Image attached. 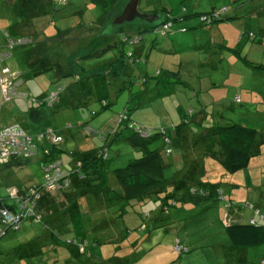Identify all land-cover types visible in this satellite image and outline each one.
Here are the masks:
<instances>
[{"label": "rangeland", "instance_id": "1", "mask_svg": "<svg viewBox=\"0 0 264 264\" xmlns=\"http://www.w3.org/2000/svg\"><path fill=\"white\" fill-rule=\"evenodd\" d=\"M26 1L28 3L25 5L22 0H0V42L2 39L5 40L3 31L8 30L12 33L17 24L22 25L23 31L31 30L26 27L25 7L32 14L48 12V0H36L35 5L32 4V0ZM126 1L115 0L111 8L107 0H67V3L62 5L58 4L57 0H52V11L44 18L46 22L39 27V31L31 30L38 35V40L39 36H43L52 42L46 47H41L38 43L12 50L14 64L10 62L11 57L8 63L12 69L21 71L20 76L23 87L28 92V98H14L8 101H2L0 98V128L17 122L39 137L47 129L59 132L62 142L58 143L57 148H60L63 152L62 157L65 158L67 156L65 152H78L83 147L89 148L91 152L102 148L105 145L104 140L97 135H85L81 129H85L84 124H88L96 131L105 133L112 127H96V122L102 119L105 112L114 118L119 108L123 111L127 102L130 116L137 123L144 124L143 126L151 132L170 129L183 119L188 122L185 126L196 136L200 128L206 129L225 122L241 123L258 131L256 135L258 152L252 156L250 167L232 176L236 182L235 190L244 197V200L238 201L239 203L231 200L227 208H232L235 203L249 208V203L253 205L254 210L258 208L264 214V69L256 68L254 65L264 64V48H260L257 42L262 38L264 40V26L259 28L260 25L256 23L257 17L252 14V11L259 8L258 6L252 10L256 2L260 1L261 10L264 8V0H140L138 6L140 11L164 10L167 11V16L152 12L153 14L149 15H154V18L150 22L137 18L131 22L114 23L113 20L120 14ZM211 9H221V17L234 13L241 16L199 27H195L194 23L192 25V20L200 21V16L196 13ZM105 12L108 14L103 24L101 23L102 27L99 29L101 24L98 28L92 25L104 19ZM184 16L188 19L185 20ZM172 17H176V21L169 32L164 34L160 31L142 32L139 44L122 42L120 45L122 34H133L139 27L143 28L146 24L159 25ZM258 19L264 24L263 11ZM33 25L35 24L31 23L29 27ZM63 32L64 34H60ZM113 32L115 33L112 34ZM78 47H84L83 50H86L80 52L82 50ZM39 56L41 61L51 62L50 65L65 63L66 60L72 65V57H77V64L73 66L74 72L79 74L75 76L78 79L75 81L77 87L71 85L72 71L68 73L69 75L64 73L59 75L56 65V67L38 66L39 63L30 65V62ZM106 62H110L116 70L115 86L108 84L105 74H101L103 67L100 65ZM90 68L92 71H89ZM174 71L177 77L173 74L168 76L167 72ZM60 72L67 71L63 69ZM208 82L212 84L208 86ZM58 85L64 89L59 92L58 100L53 104L36 106L32 102L45 98L46 94L56 89ZM104 89L107 92L111 90V95L113 91L115 94L114 99L106 98L110 103L107 109L102 110L99 98L106 95ZM247 89L254 92H246ZM255 92L257 95L254 96ZM246 94L253 95L255 100H246ZM235 96H241V102L235 100ZM88 98L91 101H88ZM27 103H33V106L27 108L25 107ZM76 103H83V106H75ZM197 119H201L200 125H197L199 122V120L196 122ZM207 130H204V134L201 132L198 135L199 142H205L202 139L206 136ZM128 134H131V130L125 128L115 138L107 139L104 159L108 170L122 168L129 160L139 156L140 152L126 138ZM187 134L185 142L195 144L191 139L193 135L190 132ZM214 139L209 140L214 142ZM91 143L93 146H88ZM161 143L159 140L157 147L161 146ZM217 147L219 149V146ZM205 149L210 151L207 145ZM218 149L215 151L218 152ZM194 150L195 153H191V157L194 155L199 157V153L196 152L201 150L195 145ZM181 151L182 148L175 147L173 154L166 159L171 161L176 159V154ZM16 160L27 162L0 166L1 197L6 195L8 186L29 188L43 183L38 157ZM213 164L212 161L211 165ZM175 169L176 167L172 165L166 167L163 170L164 177L166 179L169 176L173 177ZM223 182L229 184L228 180ZM222 189L225 190V186ZM208 202L211 201L184 203L195 207L207 205L217 207L216 204ZM178 204H181V201ZM152 205L153 201H149L136 205L133 209L145 212ZM169 207L175 208L176 205ZM67 208L62 215L54 208L52 213L43 208L44 216L39 223L25 222L19 230L8 231L0 238V263L41 264L45 260L44 256L57 253L58 262L62 260V255H72L62 261V264H83L85 260L83 256L70 252L75 250L74 245L70 243L74 239H77V243L81 240L86 241L91 261L95 264H176L177 261L180 263L177 256L179 252L174 249L176 225L171 223L170 218L158 222L156 229L142 231L138 228L141 219L131 208L126 207V213L121 220H117L119 228L116 234L103 245L105 256L101 258L106 257L107 260H101L100 263L96 259L98 255L93 251L92 238L105 237V234L109 233V227L95 229L94 224L98 220L102 221L104 217L106 219L102 223L110 222L111 217L108 220V213L102 214V209L89 212L81 208L75 211L72 209L71 212V209ZM109 208L117 209L116 206ZM212 220L214 223L219 221L216 215L212 219V215L209 214H198L197 217L194 214L187 222L192 240L209 232L208 224L212 223ZM121 223L126 224L128 231L123 229L124 226H119ZM144 234L152 235L151 242L143 238L146 237ZM181 235L185 238L184 231ZM135 241L136 247L132 246ZM196 248L201 249V245L197 244ZM35 249L36 254L26 257ZM110 251L112 253H109ZM246 264H261L257 251L252 252L251 262Z\"/></svg>", "mask_w": 264, "mask_h": 264}, {"label": "trees", "instance_id": "2", "mask_svg": "<svg viewBox=\"0 0 264 264\" xmlns=\"http://www.w3.org/2000/svg\"><path fill=\"white\" fill-rule=\"evenodd\" d=\"M107 1L110 2L109 7L112 8L115 0ZM196 15L200 16L199 25H209L219 20L228 19L226 16H220L221 9H211L207 12H199ZM175 21L176 17H172L171 19L166 20L159 25L146 24L145 27H139L135 33L130 34L129 36H137L140 37L141 40L142 32L155 31L159 33V31L161 32V25L163 23H170V26L163 33L161 32L164 34L170 31L173 22ZM140 40L137 44L140 43ZM122 42L124 41H120V45ZM257 42L260 44V47L264 48V40H258ZM126 43L130 42L127 41ZM254 65L256 68L264 69V64L262 63H255ZM167 74L168 76L173 74V76L177 77L176 71L167 72ZM61 88L64 89L62 86ZM102 101L103 99H100L102 108L106 107L107 104H102ZM75 106H83V103H76ZM122 113L124 114V119L119 120V117ZM185 120L186 119H183L181 123L178 125L175 124L174 126L170 127V129H158L154 130V132H151L150 129L138 124L130 116L128 105H126L123 108V111H121L116 117L114 126L105 133L101 132L102 137L99 138L102 139V141H105V145L97 150V152L95 151L89 157H83L77 152H72L70 155L71 158L66 161L61 157L63 152L60 150V148H57L58 144L51 146V150L46 154L45 148L47 145L39 143L37 156H33L32 158L38 157L39 164L50 159H60L64 167L70 169L71 171L69 186L65 187L62 183L60 187L51 191L44 188L41 189L39 197L35 200V207L33 209L34 214L39 217L37 220L34 216L22 218L19 221L18 227L15 228L12 224L4 222L0 218V238L10 230H19L25 222L39 223L44 216L42 213L43 208H45L47 211H50V213H52V208H54L60 212V215H62L64 211L66 212L65 209L68 206L69 208H67V210L71 209V212H73V210L75 211L76 209L80 210L81 207L78 204V199L83 194L82 192L91 196L93 201L98 203V207H100L99 209L108 210L110 206H116L117 208L111 214H107V211H105L109 217L108 219L111 217L110 222L102 223V221H105L106 219V217H104L102 221L98 220L101 222L96 225L95 229H103L105 227L107 228L108 226H114L115 224L118 226L117 224L119 222L117 220L122 218L123 214L126 213V207L131 208L132 211L138 215V217L141 219V224L138 228L144 229L146 219L149 217V211L139 212L133 208L136 205L145 204L149 201H159L160 207L163 208V211L165 210V212L167 211L168 206L176 205L175 203L179 201L200 203L205 202V199H213L218 203H222L223 206L227 208V205L231 200L225 195V193L220 191V189L219 191L217 190L219 187H222L220 186V182L211 183L209 181H198L191 186L176 188V184L168 183V180L163 175V170L166 167L171 166L170 160L166 158L173 154L175 147L180 148V144L185 142L186 135H188L187 133L189 130H191L185 126V124L188 123ZM85 125V129H82L83 133L89 136L95 135L86 132V128H89L92 131L95 129L88 124ZM197 125H200V123H197ZM125 128L131 130V134H128L126 138L128 139L129 143L140 152V154L138 157L129 160L126 166L108 170L104 159L106 146L108 143L107 139L109 137L115 138ZM204 129L205 128L202 130ZM205 130H207L206 136H204V139H202L205 142H199V134L197 136L194 134V145L203 144L204 146L207 145L208 147L212 142L209 139L215 138V143H213L219 146L218 152L215 150L213 151L212 149L207 151L206 155L204 156L205 158L210 157L217 162L219 161L222 169L229 174L250 167V160L252 156L258 152L256 138L258 131L255 128L241 123L225 122L215 124L212 127L206 128ZM143 132L147 133V135L142 136L141 133ZM56 133L58 135L60 134L59 132ZM159 140H161L162 143L161 146L157 147ZM167 150H170V152H167ZM23 161L24 160L9 161L5 164H0V166L3 167L12 164H22ZM76 161H80L81 166L79 169L77 168V170L75 169L74 171L73 163L75 164ZM80 174L83 175V178L78 177ZM40 187L41 185H32L29 188H25V186L18 188L21 191L27 193L28 196H31L30 190L32 188L40 189ZM192 188L196 189L197 192L200 190L204 192L206 191L207 195L191 193L190 190ZM221 195L224 197L223 199H221ZM19 205L20 204L14 199H10L6 195L4 197L0 196V210L5 209L8 212L14 214L19 209ZM248 205L252 204L248 203ZM88 211L91 212L92 210L88 209ZM256 218L257 220H255V218H251L254 220L253 223H250V221L245 223L236 222L229 223L224 226V232L228 235L230 242L234 246H254L259 243L260 236L264 232V224L258 222H264V218L260 219L257 215ZM121 224L122 225L119 226H124L123 229L127 230L125 224ZM94 239L95 237L92 238V240ZM70 243L73 244L75 248V250L70 252L76 253L85 258L83 264H95V262L91 261V254L88 250V245L86 244L85 240H81L79 243H77V239H74ZM182 246L186 248V246L183 244ZM187 250L188 248H186L185 251H179V253H185ZM36 252L37 251L35 249L34 251L30 252L31 254H27L26 257H30L36 254ZM42 260L43 259H40V261Z\"/></svg>", "mask_w": 264, "mask_h": 264}, {"label": "crops", "instance_id": "3", "mask_svg": "<svg viewBox=\"0 0 264 264\" xmlns=\"http://www.w3.org/2000/svg\"><path fill=\"white\" fill-rule=\"evenodd\" d=\"M22 1L25 3V5H26V3H28L26 0H22ZM259 2L260 1H258V3L256 2L254 4L252 10H255L258 6H259V8L257 11H252V14L256 15V17H257L256 23H257V25H260L259 26V28H260V27L264 26V24L258 18L260 17V14L262 11L264 14V8L262 10L260 9L261 4ZM32 4L35 5L36 0H32ZM52 6H53L52 0H48V7L49 8H48V12H46L45 14L44 13L32 14V13L28 12L27 7H25L26 16H27L26 17L27 18L26 27L31 28V30L33 29L35 31H39V27L43 26V24L46 22V20L44 18L48 17L50 11H52ZM148 11L149 12H145V13H147V14H153V13L159 14V13H161V14H163V17L167 16V11H164V10L159 12V11H156L154 9L153 10L149 9ZM105 13L106 14H104L105 15L104 19L102 18L100 21H98L92 25H94L98 28L100 26V24L107 17L108 13L107 12H105ZM239 16H241V15L234 13L231 16H226V17H228L229 19H235V18H238ZM184 18H185V20L188 19V17H186V16H184ZM31 23H33L35 25H33L32 27H29V24H31ZM39 23H40V25H39ZM193 23H194L195 27L200 26L199 22L197 20H195V21L192 20V25H193ZM102 24L99 27V29L102 27ZM35 27H36V29H35ZM172 27H173V25H172ZM14 29L15 30L12 33L8 30L3 31L4 32V39H5V34L7 33L12 37L28 36V35L32 36L33 35L32 36L33 37L32 45L33 44L38 45V43H39L41 45V47L42 46L46 47L47 44H50L52 42L51 39H45L43 36L42 37L39 36L40 40H38V37H37L38 35L35 32H33L31 30H28V32L23 31V27L20 24H17V26L14 27ZM114 33L115 32H113L112 34H114ZM60 34H64V32L60 33ZM262 40H263V38H262ZM67 44L68 43H66V45ZM5 46H6V40L2 39L0 42V51H2L5 48ZM258 46L260 47V44H258ZM83 48L84 47L79 48V50H82L80 52H84V50H86V49L83 50ZM260 48H262V47H260ZM45 52H46V50H45ZM10 57H11V61H10L11 64H14L13 60H12V53H11ZM75 58L72 57V62H73L72 65L70 63L69 64L67 63L68 60H66L65 63L58 62V63H55L54 65H50L51 62H48L47 60L41 61V56H39L37 59L32 60V62H30V65L34 64V63L36 65V63H39L38 66H44V65H46L47 67H56L57 66V71H58L57 73L59 75H62L63 73H64V75H69L68 73L72 71L73 81H72L71 85L76 88L77 85H76L75 81L77 78L75 76L76 75L79 76V74H76L74 72L75 68H73V66L77 64V57H75ZM8 60L5 62V64L10 69V71L17 72L20 74L21 71H19L18 69H12L11 68V66H10L11 64L8 63ZM46 66H44V67H46ZM100 67H103V68H101V70H103V72H101V74H103V73L105 74V77H106L107 81L109 82L108 84L115 86L116 85L115 79L117 77V74H116V70L113 68V66L110 64V62H106L105 64L100 65ZM63 69H66L67 72H60V70H63ZM77 69L79 71V68H77ZM82 71L84 72L85 70L83 69ZM89 71H92V68H90ZM166 71H168V70H166ZM20 75H22V74H20ZM118 75H120L122 77L121 74H118ZM114 76H115V78H114ZM103 79H104V77H103ZM211 84L212 83L210 82L208 84V86ZM249 91L254 92L252 89L246 90V92H249ZM110 92H111V90H108V92H107L104 89V94H106V95L99 98V100L103 99L102 102L104 104L105 103L107 104L106 107L102 108V106H101L102 110L107 109V107L109 106L110 101L108 102V100L106 98L114 99L115 92L113 91L112 95ZM202 92H204V90ZM255 95H257L256 92H255L254 96ZM254 96L246 94V100H249V101L255 100ZM236 97H237V99H236ZM235 100H237L238 102H241V96H235ZM88 101H91V99L88 98ZM30 104L27 103L25 107L30 108L31 106H33V103H30ZM122 105L123 104H121V106ZM126 105H128V102ZM78 107H80V106H78ZM120 111H122V108H119V111L117 113H119ZM117 113L114 114L116 116L113 118V116L110 117L111 115L109 113L105 112V114H103L102 119H99L96 122V124H97L96 127H100V128L101 127L102 128L113 127L115 124L116 117L118 115ZM198 120H199V122H197ZM200 121H201V119L196 120L197 123H200ZM14 123L15 122L10 123V124H14ZM16 124H18V123L16 122ZM138 124L144 125L141 123H138ZM6 125H8V124H6ZM21 127L24 128L22 125H21ZM25 127H27V126H25ZM24 130H26V128H24ZM204 130H202V128H200L199 134L201 132L204 134L205 133ZM26 131L30 134L33 133L29 129H27ZM68 132H70V131H68ZM189 132L193 135V137L191 139H194L195 133L192 130H189ZM70 135H73V133H70ZM187 136L188 135H186V138H187ZM40 143L42 144L41 141H40ZM190 143L191 142H189V143H187V142L183 143L182 142L180 144V148H182V151L179 152L178 154H176V159H172V161L170 160V163H171L170 165L175 166L176 169L174 171L173 177L169 176V178L167 179L168 183L176 184V188H183L185 186H191L194 183H197L198 181H209L211 183H219L220 182V186H222V187L225 186L226 189L224 190V189H222V187H219L217 189L218 191L221 188L220 191L225 193V195L232 201H236V202L243 201L244 197H242V195H239L237 193V191L235 190L234 185H236V182L234 180V177H232L234 175V173H232V174L226 173L222 169V166H221L219 161L217 162L216 160L211 159L210 157L205 158L204 156L207 153V149H205V146L203 144H196L195 145V147L198 146V149L201 150L199 152L198 151L196 152V153H199L198 155H200V156L196 157L194 155V157H191V153L194 154L195 150H194V144L190 145ZM43 144H46V143H43ZM91 145L93 146L92 143L88 146H91ZM217 146L218 145H215L213 142H211V144L208 146V149L209 150L212 149L214 151V150L218 149ZM77 148H78V146H77ZM78 149H80V148H78ZM64 150H66V149H64ZM94 152H91V150H89V148L83 147V148H81V151L78 150L77 153L80 154V156L89 157ZM96 152H97V150H96ZM65 153H67V156L65 158H63L61 155V157L64 160L68 161L71 158L70 157L71 153H69V152H65ZM207 159H209V161H206ZM212 161L214 162L213 165H211ZM251 162H250V164H251ZM243 170H245V169H243ZM229 175H231V177ZM230 178H231V180H230ZM223 180H226V181L228 180L229 184L228 185L225 184V182H223ZM82 193L83 194L80 196V198L78 200L79 204H81L80 205L81 208H84V210L91 209L92 210L91 212H94L100 208V207H98V203L93 201V198L91 196H89L87 193H84V192H82ZM205 201H211L210 203L208 202V204H211V203L216 204L217 207H211L208 205H207L208 207L207 206L195 207V206L188 205L189 203H184L185 201H181V204H178L179 202H176V207H175L176 211H175V208L170 209V207L168 206L167 211L165 212V210L163 211V208H161L159 206V201L153 202V205L149 207L150 209L146 210V211H149V217L146 219V224L144 226V229L142 228L141 230L145 231V230H148L150 228L156 229L158 222H163L166 218H170L171 223H174V225H176V243H178L180 245L183 244L184 246H186V248H188V250L185 253H182V254L177 253V256H179L178 258H179L180 263H177L178 262L177 261L176 264H246V263L251 262V254H252V252H255V251H257L259 254L260 263L264 264V262L262 261V260H264V232L260 236L259 243L257 245H254V246H234L230 242L228 235L224 232V226L226 224L236 223V222L245 223V222H249L251 218H255V220H257L255 212H253L252 210H250L247 207H242L240 204H237V203H235V205L232 206V208H226L223 206V204L221 205L220 202L218 203L217 201H214L213 199H209V200L205 199ZM256 209H258V208H256ZM105 211H107L108 214H111L114 210H111L110 208H108V210H106V209L102 210L101 213L103 214ZM171 214H172V216H171ZM185 214L187 216H185ZM194 214L196 215V217L198 214H202V215H208L209 214V215H212V219L216 215L217 219L219 220L217 223H214L212 220V223L208 224V226L210 227L209 232L203 234L202 237L196 238V240H192L193 238L190 236V231L188 229V224H187L188 220L192 219ZM99 222H101V221H97L94 224V226L96 227V225L99 224ZM182 222H185V223H182ZM258 223L264 224V222H261V221H259ZM125 226H126V224H125ZM108 227L107 228H108L109 233H106L105 237L101 238V237L95 236V239L93 240V242H94L93 251L98 255V257L96 259H98V261H100V263L103 260H107L106 257L101 258L102 256H105L104 252H103V245L107 243L108 239H111L116 234V231L119 228L118 226H116V224L114 226H108ZM183 231L185 233V238H183V236L181 235V233ZM146 235L147 234H144V236H146ZM151 236H146L143 238H145V240H148L151 242V240H152ZM136 243H137L136 241L133 242L132 246L136 247ZM197 244L201 245V249L196 248ZM112 252H115V250H112ZM112 252L110 251L109 253H112ZM62 256H63L62 260L58 262L57 253H54V255H52V256L46 255V256H44L45 260L42 261V264H62V261H64L66 258L72 257L71 255L68 256L66 254H64ZM99 256H100V258H99Z\"/></svg>", "mask_w": 264, "mask_h": 264}, {"label": "built area", "instance_id": "4", "mask_svg": "<svg viewBox=\"0 0 264 264\" xmlns=\"http://www.w3.org/2000/svg\"><path fill=\"white\" fill-rule=\"evenodd\" d=\"M58 4H66L67 0H57ZM170 23H163L161 25V32L163 33L168 27ZM6 46L0 51V98L2 101H8L14 98L26 99L28 98V92L23 87V81L21 76L17 72L10 71V69L6 66L5 62L10 58L12 50L16 47L26 46L33 43L32 36H17L12 37L9 34H5ZM122 40L124 42L129 41L132 44H137L140 40V37L134 36L130 37L128 34L123 35ZM62 90L61 86L58 85L56 89L50 90L45 98L32 100V102L36 106L43 105H51L57 99L59 92ZM124 119V114L122 113L119 117V120ZM86 132L95 134L98 137H102L100 131L91 130L86 128ZM46 136V139L42 137ZM142 136H146L147 133H141ZM52 136V138H50ZM40 141H45L46 148L45 153L47 154L51 150V146L56 145L62 142V138L56 132L51 131L49 129L45 130L41 133L40 137L34 134H30L24 130L19 124H8L4 125L0 128V164H5L9 162L11 159L15 160L18 158H32L33 156H37V150ZM170 152V150H167ZM41 170L43 174V183L41 184L40 189L32 188L30 190L31 196H28L27 193L21 191L17 186H9L6 188V196L10 199H14L17 203H19V209L16 213L8 212L5 209L0 210V218L2 221L12 224L15 228L18 227L19 221L25 217H35L37 220L39 217L34 214V203L35 200L39 197L40 191L42 188L46 190H54L57 189L64 184L65 187L69 186L70 183V169H67L62 164V161L58 158L53 160L43 161L41 164ZM81 166L80 161H76L73 163L74 171ZM79 178H83V175H78ZM191 193H199L201 195H207L205 191H196V189L192 188L190 190ZM224 197L221 195V199ZM248 207L252 210L254 208L252 205H248ZM255 214L263 219V214L259 213L257 209L254 210ZM254 220L250 219V223H253ZM174 249L179 251H185L186 248L182 245L176 243ZM264 262V260H262Z\"/></svg>", "mask_w": 264, "mask_h": 264}, {"label": "water", "instance_id": "5", "mask_svg": "<svg viewBox=\"0 0 264 264\" xmlns=\"http://www.w3.org/2000/svg\"><path fill=\"white\" fill-rule=\"evenodd\" d=\"M140 0H127L120 14L113 20L114 23L131 22L135 19H142L150 22L154 17L139 10Z\"/></svg>", "mask_w": 264, "mask_h": 264}]
</instances>
